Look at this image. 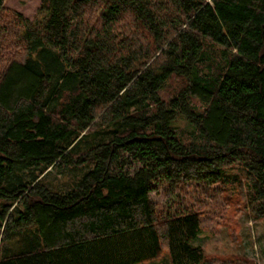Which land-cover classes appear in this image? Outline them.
<instances>
[{
    "label": "trees",
    "instance_id": "1",
    "mask_svg": "<svg viewBox=\"0 0 264 264\" xmlns=\"http://www.w3.org/2000/svg\"><path fill=\"white\" fill-rule=\"evenodd\" d=\"M42 11L0 31L21 54L0 65V264H142L164 251L204 264L198 213L163 216L149 194L223 183L235 165L264 219V0H43ZM90 165L69 191L43 183L49 168Z\"/></svg>",
    "mask_w": 264,
    "mask_h": 264
},
{
    "label": "rangeland",
    "instance_id": "2",
    "mask_svg": "<svg viewBox=\"0 0 264 264\" xmlns=\"http://www.w3.org/2000/svg\"><path fill=\"white\" fill-rule=\"evenodd\" d=\"M42 4L43 0H5L0 13V31H9L8 22L2 24V20H9L13 13H18L31 22L40 20L45 12L42 11ZM2 32L0 36H3ZM12 36L15 35L9 32L4 39L1 38L3 40L0 43L4 44L2 49L8 48L9 52L8 55L0 52V65L6 60L21 58L18 43L13 42ZM219 50L216 46L209 50L212 58L198 66L200 74L212 71L213 60L218 59ZM37 57L41 59L39 53L34 56ZM183 84L181 78L172 79L161 94L163 99L174 97ZM175 129L184 143L192 142L193 129L186 120L179 119ZM88 168L91 165L69 170L49 168L42 180L51 191L63 193L71 190ZM137 168L138 165L133 164L125 169L131 173ZM223 175V183H187L176 189L158 182L152 185L149 197L157 204V210L163 216H174L177 207H180V211L176 213L183 214L190 210L198 213L201 217V232L192 244L202 250L204 264H264V219L255 218L248 208V180L245 171L240 165H235L224 171ZM20 176L23 181L30 180L29 173L23 172ZM21 239L22 236H18L14 241ZM142 264H170V261L164 251L160 258Z\"/></svg>",
    "mask_w": 264,
    "mask_h": 264
}]
</instances>
